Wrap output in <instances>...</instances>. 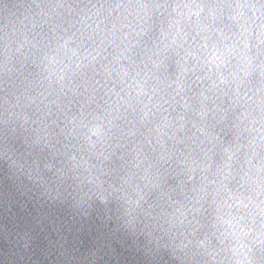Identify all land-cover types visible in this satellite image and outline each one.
Listing matches in <instances>:
<instances>
[{
    "label": "clouds",
    "instance_id": "clouds-1",
    "mask_svg": "<svg viewBox=\"0 0 264 264\" xmlns=\"http://www.w3.org/2000/svg\"><path fill=\"white\" fill-rule=\"evenodd\" d=\"M0 264H264V0H0Z\"/></svg>",
    "mask_w": 264,
    "mask_h": 264
}]
</instances>
